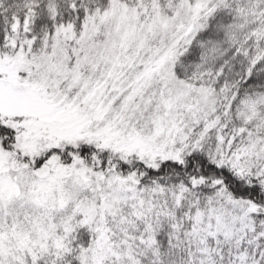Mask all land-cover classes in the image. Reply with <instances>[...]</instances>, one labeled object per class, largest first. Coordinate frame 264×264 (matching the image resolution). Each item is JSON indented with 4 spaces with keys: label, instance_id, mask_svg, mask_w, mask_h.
<instances>
[{
    "label": "snow or ice",
    "instance_id": "6c2138e0",
    "mask_svg": "<svg viewBox=\"0 0 264 264\" xmlns=\"http://www.w3.org/2000/svg\"><path fill=\"white\" fill-rule=\"evenodd\" d=\"M0 264H264V0H0Z\"/></svg>",
    "mask_w": 264,
    "mask_h": 264
}]
</instances>
